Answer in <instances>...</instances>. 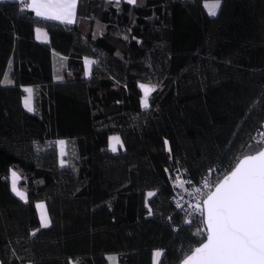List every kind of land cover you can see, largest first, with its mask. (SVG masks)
Wrapping results in <instances>:
<instances>
[{
  "label": "trees",
  "instance_id": "1",
  "mask_svg": "<svg viewBox=\"0 0 264 264\" xmlns=\"http://www.w3.org/2000/svg\"><path fill=\"white\" fill-rule=\"evenodd\" d=\"M205 1L78 0L64 24L0 0L1 264H154L156 250L180 264L205 240L202 214L189 223L174 196L216 185L264 143V0H220L216 16ZM141 83L156 86L148 109Z\"/></svg>",
  "mask_w": 264,
  "mask_h": 264
},
{
  "label": "snow or ice",
  "instance_id": "2",
  "mask_svg": "<svg viewBox=\"0 0 264 264\" xmlns=\"http://www.w3.org/2000/svg\"><path fill=\"white\" fill-rule=\"evenodd\" d=\"M25 2L26 7L37 17L67 24L75 22L78 0H25ZM114 2L118 4L120 0ZM126 2L135 5L136 0ZM204 7L210 16H216L220 0H208ZM40 36L46 39V34L38 30V38ZM85 63L90 72L94 61L86 60ZM139 87L143 92L142 106L148 109L149 97L156 91V87L143 83ZM25 91L28 97L24 101V106L31 112L32 89ZM60 143L63 144L62 141ZM257 144L260 150L240 159L234 170H231L230 174L206 195L202 204L197 201L194 208L203 216L206 240L195 248L183 264H264V143ZM117 145L123 146L120 138L111 137L112 152L117 151ZM61 163L63 164V161ZM11 176L12 191L20 200L26 201V194L17 188V173L13 171ZM204 186L208 187L207 182ZM179 187H184L182 182L179 183ZM195 192L200 194L201 190L196 188ZM147 195L152 197L155 193L149 192ZM37 207L44 209L45 205L39 204ZM40 221L41 227H49L50 220L46 211L41 212ZM161 256L160 251L154 253V264H159Z\"/></svg>",
  "mask_w": 264,
  "mask_h": 264
},
{
  "label": "crops",
  "instance_id": "3",
  "mask_svg": "<svg viewBox=\"0 0 264 264\" xmlns=\"http://www.w3.org/2000/svg\"><path fill=\"white\" fill-rule=\"evenodd\" d=\"M126 1V0H125ZM206 2H208V1H205L204 2V4L206 3ZM220 4H221V2H220ZM25 7H26V4H25ZM27 8V7H26ZM220 8V7H219ZM206 9V8H205ZM207 10V9H206ZM218 11H219V9L217 10V13H218ZM33 12V11H32ZM208 12V11H207ZM34 13V12H33ZM35 14V13H34ZM76 14H77V10H76ZM40 18H43V17H40ZM44 19H46V18H44ZM48 20H50V19H48ZM76 20H77V15H76V18H75V22H76ZM54 21V20H53ZM57 22H60V21H57ZM74 22V23H75ZM61 23V22H60ZM74 23H71V24H74ZM64 24H67V23H64ZM38 30H39V32L40 33H44V34H46V39L44 38V36H40L39 38H38ZM35 38H36V40L38 41V42H40V43H43V44H49V42H50V37H49V35H48V33H47V31L44 29V28H42V27H36L35 28ZM94 61V63L91 65V69H92V67H93V65L95 64V60L93 59V58H91V57H84V59H83V61H84V65H85V74H86V76L87 77H89V75H90V72H89V70H88V65L85 63V61ZM55 70H56V72H57V79H60L61 78V74H63V73H65V57H63V56H58V58L55 60ZM32 89V87H29V86H26V87H24V91H25V89ZM28 97V93L25 91V96H24V98H23V104H24V101H25V99ZM31 102H32V107H33V110H34V104H33V95H32V97H31ZM25 107V106H24ZM32 112V111H31ZM110 139H111V137H110ZM63 142V144H61L60 142ZM68 142L66 141V140H64V139H59V140H56V145H57V149H58V158H59V164L61 165V166H64V165H66L67 164V159H66V154H65V157H62L61 156V154L60 153H62L64 150H63V146L65 145V150H66V153H67V151H68ZM61 161H63V164L61 163ZM10 173H11V171H10ZM11 188H12V185H11ZM14 193V192H13ZM24 193L26 194V192L24 191ZM15 194V193H14ZM26 197H27V194H26ZM41 203H43V202H41V201H39V202H37V204L36 205H39V204H41ZM44 204V203H43ZM156 251H154V253H155ZM153 257H154V254H153ZM72 264H74V263H72ZM108 264H109V260H108Z\"/></svg>",
  "mask_w": 264,
  "mask_h": 264
},
{
  "label": "built area",
  "instance_id": "4",
  "mask_svg": "<svg viewBox=\"0 0 264 264\" xmlns=\"http://www.w3.org/2000/svg\"><path fill=\"white\" fill-rule=\"evenodd\" d=\"M22 1V0H21ZM263 134H264V126H263ZM181 182H185L184 180H181ZM207 182L208 187H205V183ZM206 182H204V184L199 187V189L201 190L200 194H197L195 191L190 195L189 198H186L183 196V194H181L180 192H176L175 193V201L178 205H182L185 207L186 210V221H189L191 216L194 214H198L199 212L195 211L194 206L196 205L197 201L203 202V200L206 198V195L212 191L213 187L215 185H213V183L209 180H207Z\"/></svg>",
  "mask_w": 264,
  "mask_h": 264
},
{
  "label": "rangeland",
  "instance_id": "5",
  "mask_svg": "<svg viewBox=\"0 0 264 264\" xmlns=\"http://www.w3.org/2000/svg\"><path fill=\"white\" fill-rule=\"evenodd\" d=\"M142 84V83H141ZM143 84H145V83H143ZM146 85H150V84H146ZM150 86H152V85H150ZM156 87V86H155ZM143 93V92H142ZM113 136H117V137H119V135H112V136H110V137H113ZM120 138V137H119ZM111 140V139H110ZM121 140V139H120ZM110 146V145H109ZM119 149H121V146L120 145H117V150H119ZM63 152L62 153H60L61 154V156L62 157H65V154L67 155V153H66V150H65V145L63 146ZM13 171H15L16 173H17V177H18V181H17V188H18V190H20V191H22V192H24V189L20 186V182H21V179H20V176H19V173L16 171V170H14V169H11V173L13 172ZM11 173H10V182H11V185H12V176H11ZM41 204H43V203H41ZM37 210H38V214H39V217L41 216V212L42 211H46V208H44V209H40V208H38L37 207ZM47 212V211H46ZM48 215V214H47ZM49 218V217H48ZM156 251H160V252H162L161 250H156ZM160 259V258H159ZM108 260H109V264H117V256L116 255H109L108 256ZM153 261H154V257H153Z\"/></svg>",
  "mask_w": 264,
  "mask_h": 264
},
{
  "label": "water",
  "instance_id": "6",
  "mask_svg": "<svg viewBox=\"0 0 264 264\" xmlns=\"http://www.w3.org/2000/svg\"><path fill=\"white\" fill-rule=\"evenodd\" d=\"M233 170H234V169H233ZM228 174H230V173H228ZM228 174H227V175H228ZM227 175H226V176H227ZM226 176H224L220 181H222ZM220 181H219V182H220ZM219 182H218V183H219ZM214 188H215V186L213 187L212 191L214 190ZM204 226L206 227L205 224H204ZM205 240H206V238H205ZM205 240H204V241H205ZM200 245H201V244H200ZM200 245H199V246H200ZM199 246H197V247H199ZM197 247H196V248H197ZM194 250H195V249H194ZM194 250H193L189 255H191V254L194 252ZM189 255H188V256H189ZM188 256H186V257L180 262V264H183V261H184L185 259H187ZM0 264H1V261H0Z\"/></svg>",
  "mask_w": 264,
  "mask_h": 264
}]
</instances>
